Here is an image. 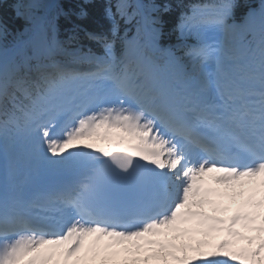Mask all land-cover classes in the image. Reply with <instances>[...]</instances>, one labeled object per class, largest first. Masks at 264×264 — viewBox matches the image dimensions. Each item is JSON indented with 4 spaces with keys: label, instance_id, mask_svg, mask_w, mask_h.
Returning a JSON list of instances; mask_svg holds the SVG:
<instances>
[{
    "label": "snow or ice",
    "instance_id": "snow-or-ice-1",
    "mask_svg": "<svg viewBox=\"0 0 264 264\" xmlns=\"http://www.w3.org/2000/svg\"><path fill=\"white\" fill-rule=\"evenodd\" d=\"M98 2L0 15V264H264V0Z\"/></svg>",
    "mask_w": 264,
    "mask_h": 264
},
{
    "label": "trees",
    "instance_id": "trees-1",
    "mask_svg": "<svg viewBox=\"0 0 264 264\" xmlns=\"http://www.w3.org/2000/svg\"><path fill=\"white\" fill-rule=\"evenodd\" d=\"M175 2V0H173ZM213 0H183L185 5L192 4V3H212ZM16 0H3L0 3V15L4 17L9 22L10 27L18 26L22 23L19 19L16 18L14 4ZM102 0H99L97 6L92 9V14L94 18L100 19L102 16V9H101Z\"/></svg>",
    "mask_w": 264,
    "mask_h": 264
}]
</instances>
